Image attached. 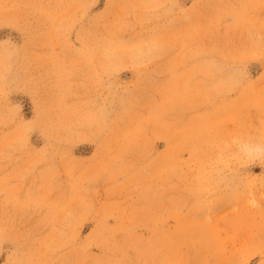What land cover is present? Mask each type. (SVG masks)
Instances as JSON below:
<instances>
[{
  "label": "rangeland",
  "instance_id": "374dc122",
  "mask_svg": "<svg viewBox=\"0 0 264 264\" xmlns=\"http://www.w3.org/2000/svg\"><path fill=\"white\" fill-rule=\"evenodd\" d=\"M0 264H264V0H0Z\"/></svg>",
  "mask_w": 264,
  "mask_h": 264
}]
</instances>
